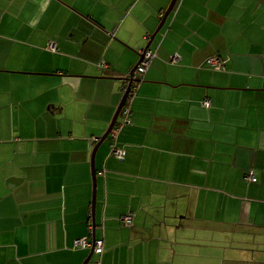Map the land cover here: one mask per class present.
I'll use <instances>...</instances> for the list:
<instances>
[{"label":"crops","instance_id":"obj_1","mask_svg":"<svg viewBox=\"0 0 264 264\" xmlns=\"http://www.w3.org/2000/svg\"><path fill=\"white\" fill-rule=\"evenodd\" d=\"M170 1L0 0V264H264V0H176L92 212Z\"/></svg>","mask_w":264,"mask_h":264},{"label":"built area","instance_id":"obj_2","mask_svg":"<svg viewBox=\"0 0 264 264\" xmlns=\"http://www.w3.org/2000/svg\"><path fill=\"white\" fill-rule=\"evenodd\" d=\"M47 50L50 52H55L56 51L55 44L50 43L47 46ZM156 56H157L156 51L151 50V49H147L144 52L142 59H141L140 63L138 64V66L132 72L130 70L128 73H126L124 75V77L122 79H120L122 81L121 92L124 93L126 90V87L128 85L130 86V90H129V94L127 95L126 101H125L123 107L121 108L120 115L118 116V118H120V120L119 121L116 120V123H115L111 133L109 134L110 139L112 140L113 143L116 139V132L121 127H123L125 125H129L131 123V121L129 119V117H130L129 101H130L132 94L130 96V91H134L136 89L137 83L139 81V77L146 71L151 60L153 58H155ZM174 61H175V59L171 58L170 64L173 63ZM205 64L208 67L212 68L213 70H217V71H219L223 68L222 61L220 59H218L217 57H210V58L206 59ZM203 104L208 107L209 101L205 100V101H203ZM110 154L114 158L119 159V160H122V158H123V151L121 149H119L118 147H116L115 144L111 145ZM246 179L249 181H252V182L255 181V178L253 176L252 171L249 172ZM118 221L123 226H130L131 225L130 215L121 216V217H119ZM102 244H103L102 239L90 240L87 238H81V239H76L74 241V245L76 248H89L95 254H101L102 253ZM94 264H99V263L95 262Z\"/></svg>","mask_w":264,"mask_h":264},{"label":"water","instance_id":"obj_3","mask_svg":"<svg viewBox=\"0 0 264 264\" xmlns=\"http://www.w3.org/2000/svg\"><path fill=\"white\" fill-rule=\"evenodd\" d=\"M175 2L176 0H171L167 9L165 10L162 18H161V21L158 25V27L156 28L155 32L151 35V37L149 38V41L148 43L146 44V46L142 49L141 53L139 54V60L137 61L136 65L131 69V72L138 66V64L140 63L141 59H142V56L144 54V52L149 49V45L151 44L153 38L155 37V35L160 31V29L162 28L168 14L172 11L174 5H175ZM129 90H130V86L128 85L126 87V90L125 92L122 94V97H121V100L114 112V115L111 119V122L107 128V130L105 131L104 135L99 139L98 143L96 144V146L94 147V149L92 150V153H91V158H90V167H91V177H92V193H93V197H92V212L94 211V196H95V170H94V154H95V151L97 149V147L109 136V134L111 133L115 123H116V120L118 118V116L120 115V111H121V108L123 107L125 101H126V98H127V95L129 94ZM94 239V238H93ZM91 253H92V250H90Z\"/></svg>","mask_w":264,"mask_h":264},{"label":"trees","instance_id":"obj_4","mask_svg":"<svg viewBox=\"0 0 264 264\" xmlns=\"http://www.w3.org/2000/svg\"><path fill=\"white\" fill-rule=\"evenodd\" d=\"M132 93H133V91H130V96H131ZM129 110H130V108H129ZM130 116H131V111H130ZM129 119H130V121H131V117H129ZM113 131H114V130H113ZM116 137H117V132H116ZM115 140H116V139H115ZM115 146H116V145H115ZM110 148H111V146H110ZM122 151H123V150H122ZM123 154H124V152H123ZM123 156H124V155H123ZM122 159H123V158H122ZM118 160H119V159H118ZM249 172H250V171H249ZM249 172H248V174H249ZM248 174H247V175H248ZM247 175H246L245 178H244L246 181L251 182V183H254V182L256 181V179H255L254 182L247 180V179H246Z\"/></svg>","mask_w":264,"mask_h":264}]
</instances>
